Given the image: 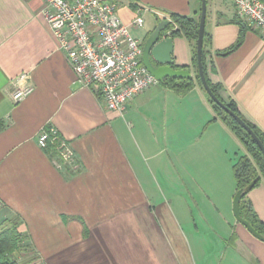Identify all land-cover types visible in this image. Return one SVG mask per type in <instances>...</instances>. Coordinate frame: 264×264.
Masks as SVG:
<instances>
[{
  "label": "crops",
  "instance_id": "obj_1",
  "mask_svg": "<svg viewBox=\"0 0 264 264\" xmlns=\"http://www.w3.org/2000/svg\"><path fill=\"white\" fill-rule=\"evenodd\" d=\"M102 1L116 2L126 24L144 17L132 28L143 48L172 15L201 17V0ZM44 7L0 0V224L19 219L46 264H264V242L233 210L234 166L249 153L197 84L192 43L173 36V67L191 71V90L158 82L119 113L77 81ZM237 18L234 0H208V77L264 132V37ZM22 75L34 92L17 103ZM51 129L72 163L57 145L39 146ZM247 201L264 224L263 178Z\"/></svg>",
  "mask_w": 264,
  "mask_h": 264
},
{
  "label": "built area",
  "instance_id": "obj_2",
  "mask_svg": "<svg viewBox=\"0 0 264 264\" xmlns=\"http://www.w3.org/2000/svg\"><path fill=\"white\" fill-rule=\"evenodd\" d=\"M42 16L49 24L59 48L63 50L77 81L96 87L106 107L119 113L159 81L143 64V47L132 28L144 25L139 15L131 24L122 21L118 4L102 0H44ZM237 15L246 26L264 37V0H234ZM27 75H22L12 93L20 103L34 92ZM38 144L47 149L57 145L67 163L75 153L57 131H43Z\"/></svg>",
  "mask_w": 264,
  "mask_h": 264
},
{
  "label": "trees",
  "instance_id": "obj_3",
  "mask_svg": "<svg viewBox=\"0 0 264 264\" xmlns=\"http://www.w3.org/2000/svg\"><path fill=\"white\" fill-rule=\"evenodd\" d=\"M172 19L173 23L169 27L172 30V36H185L195 47V57L193 60V66L197 70V84L204 89L198 71L196 46L199 34L200 20L180 15H172ZM235 21L242 26L244 33L246 31V25L240 18L235 19ZM243 39L244 35L242 34L236 44L224 51L222 54L227 55L233 52L242 44ZM208 40L209 39L207 37V33L205 32L202 61L204 72L212 92L222 103L225 104L226 107H228L231 111L241 117L251 127V129L256 133V135L259 137V139L264 145V132L252 122H250L241 113L237 103L232 97H225L223 95V86L221 84L213 83L209 79L206 61V47L208 44ZM164 83L165 85L175 89L178 92H187L195 86V82L193 81V79H168ZM209 101L215 109V112L217 113L218 117H220L231 128V130L235 132V134L240 138L249 153V155L242 156L234 166L238 191H244L255 179H259L256 184V186H258L261 179H264L263 152L261 151L257 143L254 141V139L251 137V135L243 127H241L230 114H228L223 108H221L220 105H218L210 96ZM247 195L244 196L241 200L240 208L242 215L244 219L250 222L251 225L260 234L264 235V224L259 219L257 213L254 211L251 204L248 203ZM19 226L20 222L17 218L3 221L2 224H0V227H2L0 229V264H22L16 254H22L26 250H29V244L27 236L20 232Z\"/></svg>",
  "mask_w": 264,
  "mask_h": 264
},
{
  "label": "water",
  "instance_id": "obj_4",
  "mask_svg": "<svg viewBox=\"0 0 264 264\" xmlns=\"http://www.w3.org/2000/svg\"><path fill=\"white\" fill-rule=\"evenodd\" d=\"M201 17L199 34L197 40V59H198V71L204 86V89L209 96L223 108L228 114H230L238 124L243 127L254 139L259 148L264 154V145L251 129V127L237 114L231 111L225 106L212 92L203 67V47L204 37L206 31V21L208 12V0H201ZM171 23L168 20H163L158 23L157 27L153 30L150 36L147 38L143 48V64L147 70L160 82L164 83L167 79H193L191 71L188 69L177 70L173 67V51H174V39L172 34H166V30L170 27ZM259 179H255L244 191L240 190L237 192L234 199V215L236 220L246 227L249 232L257 239L264 242V235L260 234L250 222L244 219L241 212V200L244 196L249 194L251 190L256 186Z\"/></svg>",
  "mask_w": 264,
  "mask_h": 264
},
{
  "label": "rangeland",
  "instance_id": "obj_5",
  "mask_svg": "<svg viewBox=\"0 0 264 264\" xmlns=\"http://www.w3.org/2000/svg\"><path fill=\"white\" fill-rule=\"evenodd\" d=\"M2 227H0V229H1ZM31 251V249H30V247H29V250H26L24 253H22V254H20V253H17L16 255H17V257H18V259H19V261L22 263V264H46V263H43V262H41V260H36L37 259V256L34 254V255H32L33 253H31L30 252ZM25 253H26V255H25ZM27 254H31V255H29V257H28V255ZM30 261V262H29Z\"/></svg>",
  "mask_w": 264,
  "mask_h": 264
}]
</instances>
